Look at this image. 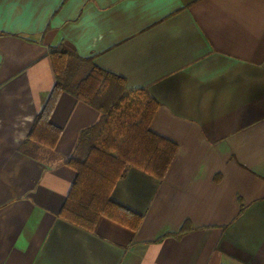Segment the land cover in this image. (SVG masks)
I'll return each instance as SVG.
<instances>
[{
	"label": "crops",
	"instance_id": "obj_1",
	"mask_svg": "<svg viewBox=\"0 0 264 264\" xmlns=\"http://www.w3.org/2000/svg\"><path fill=\"white\" fill-rule=\"evenodd\" d=\"M60 44L145 90L176 145L161 179L130 167L111 191L135 229L61 216L97 110L62 92L54 147L22 149ZM0 264H264V0H0Z\"/></svg>",
	"mask_w": 264,
	"mask_h": 264
},
{
	"label": "trees",
	"instance_id": "obj_2",
	"mask_svg": "<svg viewBox=\"0 0 264 264\" xmlns=\"http://www.w3.org/2000/svg\"><path fill=\"white\" fill-rule=\"evenodd\" d=\"M48 55L55 82L22 149L54 147L60 130L49 119L62 92L97 110L99 120L80 131L66 160L76 176L61 216L87 230L102 216L135 229L140 217L111 202L110 194L130 167L159 179L166 172L176 145L150 130L159 104L143 89L127 91L120 77L61 44L49 47Z\"/></svg>",
	"mask_w": 264,
	"mask_h": 264
}]
</instances>
